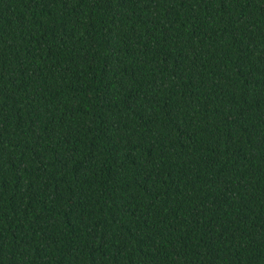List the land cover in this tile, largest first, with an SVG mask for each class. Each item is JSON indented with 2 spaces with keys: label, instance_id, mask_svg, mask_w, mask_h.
Here are the masks:
<instances>
[{
  "label": "trees",
  "instance_id": "1",
  "mask_svg": "<svg viewBox=\"0 0 264 264\" xmlns=\"http://www.w3.org/2000/svg\"><path fill=\"white\" fill-rule=\"evenodd\" d=\"M0 264H264V0H0Z\"/></svg>",
  "mask_w": 264,
  "mask_h": 264
}]
</instances>
